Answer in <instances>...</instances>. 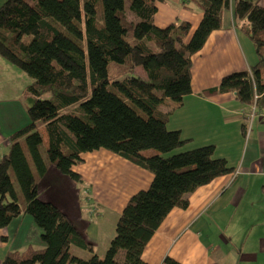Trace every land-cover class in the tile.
Listing matches in <instances>:
<instances>
[{"label": "trees", "instance_id": "1", "mask_svg": "<svg viewBox=\"0 0 264 264\" xmlns=\"http://www.w3.org/2000/svg\"><path fill=\"white\" fill-rule=\"evenodd\" d=\"M193 1L204 13L194 30L189 21L157 26V0H7L2 5L0 54L33 81L23 95L31 123L11 134L10 152L0 161V229L31 215L44 246L9 251L0 264H149L144 251L171 211L187 209L198 188L235 171L215 157L213 145L162 155L188 141L168 128L172 105L193 92L192 58L221 29L232 3ZM235 18L254 43L258 64L227 74L201 95L232 93L249 114L259 115L264 110V6L238 0ZM100 149L154 175L120 215L106 262L97 255H74V247L92 253L94 248L65 212L54 208L51 217L35 214L39 182L49 170L86 190L74 166L83 154ZM163 264L181 263L167 257Z\"/></svg>", "mask_w": 264, "mask_h": 264}, {"label": "crops", "instance_id": "2", "mask_svg": "<svg viewBox=\"0 0 264 264\" xmlns=\"http://www.w3.org/2000/svg\"><path fill=\"white\" fill-rule=\"evenodd\" d=\"M6 1L0 0V8ZM237 1L232 0L224 11L221 29L214 31L193 56V92L180 105H172L168 123L169 130L179 131L188 140L177 152L213 145L215 157L226 159L235 171L198 188L190 196L187 209L171 211L144 251L143 260L149 264H163L167 257L181 264H264V110L246 121L249 107L234 94L201 95L219 86L227 74L250 71L258 64L254 43L244 24L235 18ZM258 1L264 6V0ZM157 6L155 21L159 27L189 21L194 30L204 14L193 0H157ZM245 121L250 122L246 136ZM5 130L8 135L0 133V146L9 148L12 128ZM82 158L74 170L82 176L86 190L52 167L39 182L35 211L45 217L54 208L67 212L95 248L94 253L102 256L128 201L147 189L154 175L105 149L85 153ZM82 165L85 168H80ZM46 195V200L41 199ZM95 204L99 209L92 210L97 214L89 221L87 215ZM107 213L112 216L108 218ZM8 228L0 229V262L12 251L3 241ZM102 231L106 234L104 249L100 245ZM24 236L29 234L23 232L21 239ZM79 251L90 259L88 250Z\"/></svg>", "mask_w": 264, "mask_h": 264}, {"label": "rangeland", "instance_id": "3", "mask_svg": "<svg viewBox=\"0 0 264 264\" xmlns=\"http://www.w3.org/2000/svg\"><path fill=\"white\" fill-rule=\"evenodd\" d=\"M31 3V0H29ZM128 16L130 19H133V15L128 12ZM140 72L144 74V71ZM32 78L28 76V74L18 67L17 65L13 64L11 61H9L7 58L3 57V55L0 54V133L2 136H7V131L5 129H11V134L13 132H16L17 130H20L27 125L31 123L28 112L26 110L24 100H23V95L30 83H32ZM250 127V122L248 121V129ZM40 126H38L39 130ZM4 130L2 133L1 130ZM41 130V131H40ZM39 131L42 132L46 139V132L44 129H40ZM261 130L264 132V124L261 128ZM10 134V135H11ZM250 136V135H249ZM248 136V137H249ZM250 138V137H249ZM259 139H257L258 141ZM248 143V142H247ZM10 148H5L3 145L0 146V161L2 158L9 154ZM152 152V151H148ZM177 150L171 152V153H165L162 154L164 155L163 157H170L172 155H176ZM182 152V151H180ZM80 168H85V165L81 166ZM14 178V177H13ZM15 179V178H14ZM16 187L18 188V184L15 181ZM69 195V194H68ZM46 196H42L41 199L46 200ZM83 200H81L82 203ZM24 205V204H23ZM99 209L96 204L91 208V213L90 215H87V220L91 221L92 219H95L96 217V211L92 212V210ZM36 210V209H35ZM62 210V209H60ZM63 211V210H62ZM65 212V211H63ZM68 217L71 219L69 214L65 212ZM35 214L38 216H41L39 213L35 211ZM52 215L49 214V217ZM112 216L110 213H107V217ZM107 218H104V223L106 222ZM72 220V219H71ZM73 221V220H72ZM28 224V225H27ZM22 226V229L21 228ZM31 225L33 229L31 228ZM25 232L26 234H29V236H24L21 239L22 233ZM40 233H42L41 229L36 225L34 218L31 215H25L21 217L20 219H17V221H14V223L8 228L6 231V234H8V237H6L5 242L8 246H12V251H24L27 248H42L44 246V242L42 241L40 237ZM106 234L102 231L101 235V247L102 249L105 248V243L103 240V237H105ZM108 246L106 247V251L108 250L110 244H107ZM93 247V246H92ZM94 248V247H93ZM95 251V248H94ZM74 255L80 256V257H85L84 254H82V251H79L78 248L74 247L73 248ZM89 258H92L93 255H97L98 258L104 262L105 260L108 259L107 254L105 255H98L96 253L90 252ZM85 252V254H89Z\"/></svg>", "mask_w": 264, "mask_h": 264}, {"label": "built area", "instance_id": "4", "mask_svg": "<svg viewBox=\"0 0 264 264\" xmlns=\"http://www.w3.org/2000/svg\"><path fill=\"white\" fill-rule=\"evenodd\" d=\"M257 113L253 111L251 114L248 115L249 118H247L249 121H251ZM261 115V114H260Z\"/></svg>", "mask_w": 264, "mask_h": 264}]
</instances>
